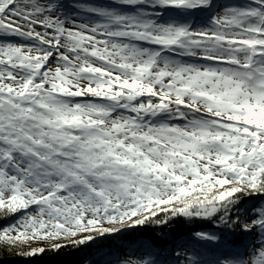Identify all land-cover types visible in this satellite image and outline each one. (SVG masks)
I'll return each instance as SVG.
<instances>
[{
  "label": "snow or ice",
  "instance_id": "obj_1",
  "mask_svg": "<svg viewBox=\"0 0 264 264\" xmlns=\"http://www.w3.org/2000/svg\"><path fill=\"white\" fill-rule=\"evenodd\" d=\"M93 246L264 264V0H0V252Z\"/></svg>",
  "mask_w": 264,
  "mask_h": 264
},
{
  "label": "trees",
  "instance_id": "obj_2",
  "mask_svg": "<svg viewBox=\"0 0 264 264\" xmlns=\"http://www.w3.org/2000/svg\"><path fill=\"white\" fill-rule=\"evenodd\" d=\"M219 2H224V0H219ZM174 227L177 239H180L186 235L191 226L176 225ZM199 227L207 228L208 226L199 225ZM159 236V229H142L131 234H125L124 237H117L111 241H105L104 243L105 245L112 244L118 246L121 244H127L128 239H133L136 242L141 240L155 241ZM87 253V255L90 256L91 252L88 251ZM92 258L93 256L91 255L90 259ZM0 264H84V262L80 259L79 250L65 248L59 252L47 251L42 255L27 258L17 255L14 252H0Z\"/></svg>",
  "mask_w": 264,
  "mask_h": 264
},
{
  "label": "rangeland",
  "instance_id": "obj_3",
  "mask_svg": "<svg viewBox=\"0 0 264 264\" xmlns=\"http://www.w3.org/2000/svg\"><path fill=\"white\" fill-rule=\"evenodd\" d=\"M88 251L91 252L90 256L87 255ZM94 251H95V246H93L92 249H88V248L79 249V256L80 259L83 260L84 264H86V261L90 260L91 255L93 256Z\"/></svg>",
  "mask_w": 264,
  "mask_h": 264
}]
</instances>
